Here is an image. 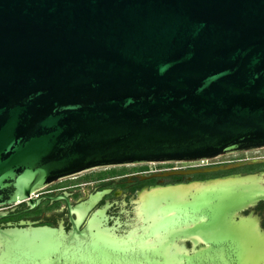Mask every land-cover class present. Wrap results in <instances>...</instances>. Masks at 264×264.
Wrapping results in <instances>:
<instances>
[{"label": "water", "instance_id": "water-1", "mask_svg": "<svg viewBox=\"0 0 264 264\" xmlns=\"http://www.w3.org/2000/svg\"><path fill=\"white\" fill-rule=\"evenodd\" d=\"M263 146L264 0H0V204L96 167ZM258 177L157 188L156 204L194 192L185 264L264 262L243 215Z\"/></svg>", "mask_w": 264, "mask_h": 264}, {"label": "flooded vegetation", "instance_id": "flooded-vegetation-1", "mask_svg": "<svg viewBox=\"0 0 264 264\" xmlns=\"http://www.w3.org/2000/svg\"><path fill=\"white\" fill-rule=\"evenodd\" d=\"M207 163L96 167L0 204V264H185L186 255L198 250L193 241H198V212L192 216L185 208L194 192L173 194V205L171 194L157 204L149 199L160 197L161 186L246 174L260 179L264 146L220 154ZM243 215L259 221L264 241V199Z\"/></svg>", "mask_w": 264, "mask_h": 264}, {"label": "rangeland", "instance_id": "rangeland-1", "mask_svg": "<svg viewBox=\"0 0 264 264\" xmlns=\"http://www.w3.org/2000/svg\"><path fill=\"white\" fill-rule=\"evenodd\" d=\"M207 198H205L206 200ZM217 201H213L211 202V204H217ZM192 205H189L188 202L187 204H185V208L190 209L189 207ZM192 210V209H191ZM192 212V211H191ZM209 212V216H211L212 218H219L221 216L219 209H217V205H215L214 207L210 208ZM192 216L194 215L193 213L191 214ZM199 215V213H198ZM225 252V251H224ZM228 256V253L226 254ZM225 256V254L223 253L222 250L218 249L213 253H210L208 256V260L205 259H201L203 262L206 261L208 262V264H236L235 261L233 263H231L228 260H225L223 257ZM198 264H202L201 261Z\"/></svg>", "mask_w": 264, "mask_h": 264}, {"label": "built area", "instance_id": "built-area-1", "mask_svg": "<svg viewBox=\"0 0 264 264\" xmlns=\"http://www.w3.org/2000/svg\"><path fill=\"white\" fill-rule=\"evenodd\" d=\"M213 157H211V158H202V159H198V166H201V165H207L208 163V161L210 160V159H212Z\"/></svg>", "mask_w": 264, "mask_h": 264}]
</instances>
